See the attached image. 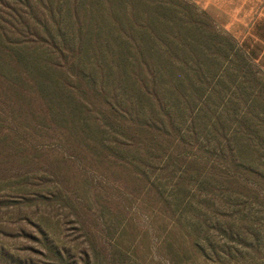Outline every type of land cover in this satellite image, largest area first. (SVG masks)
<instances>
[{"label":"rangeland","instance_id":"1","mask_svg":"<svg viewBox=\"0 0 264 264\" xmlns=\"http://www.w3.org/2000/svg\"><path fill=\"white\" fill-rule=\"evenodd\" d=\"M52 1L89 32L63 69L79 91L0 84V264H264V69L242 4Z\"/></svg>","mask_w":264,"mask_h":264},{"label":"trees","instance_id":"2","mask_svg":"<svg viewBox=\"0 0 264 264\" xmlns=\"http://www.w3.org/2000/svg\"><path fill=\"white\" fill-rule=\"evenodd\" d=\"M75 4L77 9L78 3L75 2ZM20 5L21 8L7 7L8 11L0 8V84L4 85L5 82H8L10 87L15 88L17 85L15 82L18 79V83H21L20 81L25 82L37 76L39 79L51 83L48 87L52 90L43 88V91L58 93L62 100L71 96L76 98L79 88L71 87L69 83H65L68 76L63 69L74 71L79 68L89 32L86 33L80 26L76 36H73L74 34L63 29L61 19L56 17L58 7L54 6L52 0H24ZM58 14L60 13L58 12ZM29 44L48 47L49 52L37 53L33 51V53L48 63L51 61L50 64L53 66L51 69L39 64L38 59H33L32 56L28 57L26 53H29V49L26 50V46L16 48L17 45ZM71 75L72 73L69 76L71 77ZM73 75L76 74L73 73ZM74 79L82 84L85 78L77 76ZM95 90L90 81L85 84V91ZM39 91L43 93L41 90ZM47 116L51 118L50 115L47 114Z\"/></svg>","mask_w":264,"mask_h":264},{"label":"crops","instance_id":"3","mask_svg":"<svg viewBox=\"0 0 264 264\" xmlns=\"http://www.w3.org/2000/svg\"><path fill=\"white\" fill-rule=\"evenodd\" d=\"M234 9L242 11L245 42L249 50L256 55L259 66L264 69V0H228Z\"/></svg>","mask_w":264,"mask_h":264}]
</instances>
